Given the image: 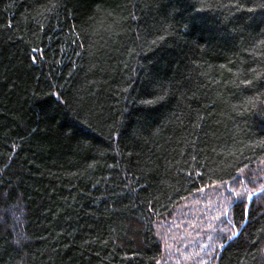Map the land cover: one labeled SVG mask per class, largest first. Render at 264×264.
Listing matches in <instances>:
<instances>
[{
    "label": "trees",
    "instance_id": "trees-1",
    "mask_svg": "<svg viewBox=\"0 0 264 264\" xmlns=\"http://www.w3.org/2000/svg\"><path fill=\"white\" fill-rule=\"evenodd\" d=\"M261 3L0 0V264H158L185 199L263 196ZM258 197L199 264H264Z\"/></svg>",
    "mask_w": 264,
    "mask_h": 264
},
{
    "label": "rangeland",
    "instance_id": "rangeland-1",
    "mask_svg": "<svg viewBox=\"0 0 264 264\" xmlns=\"http://www.w3.org/2000/svg\"><path fill=\"white\" fill-rule=\"evenodd\" d=\"M243 175L257 180L264 177V159L256 167L245 170ZM243 181L244 178L240 176L230 183L213 185L202 190L179 204L169 218L160 221L157 224V233L163 243L164 254L158 264H199L202 257L204 260L209 257L212 261L216 246V240L212 239L222 235L220 232L229 225L227 217L221 218L227 201L236 200L245 193L247 202H250L259 195L249 193ZM263 196L260 195L257 199ZM201 231L203 234H210L200 238ZM206 245L207 248H204Z\"/></svg>",
    "mask_w": 264,
    "mask_h": 264
},
{
    "label": "snow or ice",
    "instance_id": "snow-or-ice-1",
    "mask_svg": "<svg viewBox=\"0 0 264 264\" xmlns=\"http://www.w3.org/2000/svg\"><path fill=\"white\" fill-rule=\"evenodd\" d=\"M259 7L264 8V3H261V4L259 5ZM250 10H251V9H250ZM262 22H264V21H262Z\"/></svg>",
    "mask_w": 264,
    "mask_h": 264
}]
</instances>
